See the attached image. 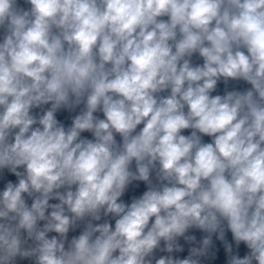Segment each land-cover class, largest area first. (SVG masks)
I'll use <instances>...</instances> for the list:
<instances>
[{
    "label": "clouds",
    "instance_id": "obj_1",
    "mask_svg": "<svg viewBox=\"0 0 264 264\" xmlns=\"http://www.w3.org/2000/svg\"><path fill=\"white\" fill-rule=\"evenodd\" d=\"M0 185V264H264V0H0Z\"/></svg>",
    "mask_w": 264,
    "mask_h": 264
}]
</instances>
